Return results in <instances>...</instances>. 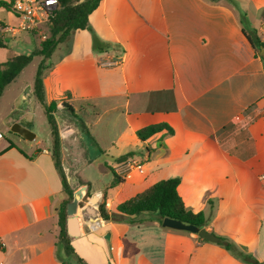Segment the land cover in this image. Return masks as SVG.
I'll return each mask as SVG.
<instances>
[{
	"label": "crops",
	"instance_id": "obj_1",
	"mask_svg": "<svg viewBox=\"0 0 264 264\" xmlns=\"http://www.w3.org/2000/svg\"><path fill=\"white\" fill-rule=\"evenodd\" d=\"M254 31L264 43V0H102L89 28L46 61L45 101L58 103L61 163L78 199L69 235L88 264L264 263V51L245 35ZM156 124L173 134L137 137ZM18 139L26 156L0 146V264H75L58 244L67 195L51 137L43 148L37 135ZM176 177L224 247L163 227L158 213L101 217V203L116 213Z\"/></svg>",
	"mask_w": 264,
	"mask_h": 264
},
{
	"label": "trees",
	"instance_id": "obj_2",
	"mask_svg": "<svg viewBox=\"0 0 264 264\" xmlns=\"http://www.w3.org/2000/svg\"><path fill=\"white\" fill-rule=\"evenodd\" d=\"M101 1L102 0H58L59 6L57 10L52 13L48 21L44 24L48 27L49 36L41 42L40 48L31 55H20L5 62H0V98L3 95L5 88L11 84L22 72V70L33 61L35 56H39L42 60L36 71L33 94L37 100L44 103L45 93L43 77L44 70L47 67L46 61L52 56L60 44L71 38L74 32L89 28V16L98 8ZM0 8H4L16 15L13 9V0H0ZM5 30L6 25L4 23H0V48H6V41L4 39ZM245 35L253 47L256 48L258 44L260 47L264 48V43L259 41L256 31H254V37L246 33ZM57 104V101H51L45 106V113L51 129V155L61 177L63 192L67 195V199L62 203L58 212V244L64 248L67 257L73 259L75 264H88L77 254L75 248L72 246V238L69 235L67 228V220L69 218L67 208L68 204L74 199V192L67 180L61 163V138L59 127L54 115L57 110ZM64 106L69 109L71 108L65 103ZM159 132H165L166 134L171 135L174 131L167 124H156L138 130L137 137L141 141H145L152 135ZM10 133L20 137L19 135L11 132V130ZM8 142L9 146L7 150L17 148L21 154L26 156V154L19 149L14 142L10 140ZM131 156H133V154H131ZM109 170L116 178L115 183H120L121 181L114 169L109 167ZM180 182L181 180L178 177L161 180L151 185L143 192L121 203L117 207L116 213H109L106 210L105 204L101 203L99 205L101 217L105 220L117 221L119 216L122 215L134 216L146 212L158 213L162 221L164 218L169 217L180 220L186 224H193L199 228H205L207 226V220L204 213L194 212L192 209L188 208L179 195L178 187ZM88 198L89 196L87 194L81 201V205H83ZM212 233L216 234L214 231ZM201 239L206 241L203 238ZM222 241H224V239L220 237L219 243ZM243 261L246 264H264L248 255L243 256ZM61 264L71 263L61 261Z\"/></svg>",
	"mask_w": 264,
	"mask_h": 264
},
{
	"label": "rangeland",
	"instance_id": "obj_3",
	"mask_svg": "<svg viewBox=\"0 0 264 264\" xmlns=\"http://www.w3.org/2000/svg\"><path fill=\"white\" fill-rule=\"evenodd\" d=\"M243 1L248 2V0ZM3 18L10 24L8 26L17 27L20 23L13 12L8 13L3 10ZM248 25V21L245 20V26L248 27ZM48 36L49 31L46 25H42L36 31L19 32L16 35L5 30L6 48H0V62L20 55H31L40 48L41 42ZM40 58L35 56L16 80L5 89L0 98V132L4 136V139L0 140V146L7 145L10 140L21 148L28 149V146L24 145L17 136L10 133L15 124H21L26 118L32 119V123L28 125L29 130L42 141L41 148L47 145L51 137V129L45 113V106L48 103L40 102L33 94V84ZM221 245L224 247L225 242H221ZM232 250L235 252V248Z\"/></svg>",
	"mask_w": 264,
	"mask_h": 264
},
{
	"label": "built area",
	"instance_id": "obj_4",
	"mask_svg": "<svg viewBox=\"0 0 264 264\" xmlns=\"http://www.w3.org/2000/svg\"><path fill=\"white\" fill-rule=\"evenodd\" d=\"M59 6L58 0H13V9L20 20L17 27L8 26L6 31L16 35L41 28ZM4 139L0 132V140ZM136 165H130L134 167Z\"/></svg>",
	"mask_w": 264,
	"mask_h": 264
},
{
	"label": "water",
	"instance_id": "obj_5",
	"mask_svg": "<svg viewBox=\"0 0 264 264\" xmlns=\"http://www.w3.org/2000/svg\"><path fill=\"white\" fill-rule=\"evenodd\" d=\"M262 49L264 51V48ZM11 132L19 135L20 137H22L27 141H33L36 138V135L32 131H30L28 128L24 127L21 124H15L12 127ZM126 159H127L126 157H123L121 161H125ZM77 213H78V199H73V201L68 204V208H67V214L68 216H70L67 220V228H68V233L72 236L77 235V225H78V220L76 217ZM162 225L165 228L197 234L201 238L209 242L219 241V237L217 235L211 233L210 231H207L205 228H199L193 224H186L180 220L166 217L163 219Z\"/></svg>",
	"mask_w": 264,
	"mask_h": 264
}]
</instances>
